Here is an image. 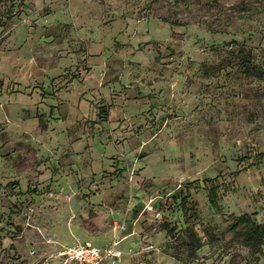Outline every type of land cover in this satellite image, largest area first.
Masks as SVG:
<instances>
[{"label": "rangeland", "instance_id": "obj_1", "mask_svg": "<svg viewBox=\"0 0 264 264\" xmlns=\"http://www.w3.org/2000/svg\"><path fill=\"white\" fill-rule=\"evenodd\" d=\"M240 43L264 72V0H0V264L111 241L126 264L264 262L228 229L264 224Z\"/></svg>", "mask_w": 264, "mask_h": 264}, {"label": "trees", "instance_id": "obj_2", "mask_svg": "<svg viewBox=\"0 0 264 264\" xmlns=\"http://www.w3.org/2000/svg\"><path fill=\"white\" fill-rule=\"evenodd\" d=\"M236 44H238L237 41ZM240 44L238 45V49L235 53V59L238 68L246 74L260 77L263 72L262 67L256 63L255 57L250 52H245L243 49H241L244 48L245 45H243V43ZM16 91L23 93L25 89L17 88ZM255 155L261 159L264 157V151L257 152ZM216 179L217 177L205 178L203 181L213 182ZM214 186H211L208 190V199L212 206L217 204V193ZM228 229L234 232V235L248 248L252 254H261L262 244L264 241V224L257 223L247 214H241L233 217L232 221L228 225ZM188 236L190 238L188 241L190 247L189 252H194L200 247V240L195 235H190L188 233ZM260 264H264V262Z\"/></svg>", "mask_w": 264, "mask_h": 264}, {"label": "built area", "instance_id": "obj_3", "mask_svg": "<svg viewBox=\"0 0 264 264\" xmlns=\"http://www.w3.org/2000/svg\"><path fill=\"white\" fill-rule=\"evenodd\" d=\"M142 212L149 213L153 218H161V211L154 206L152 199H148ZM154 249V245L145 244L143 251ZM33 250L30 251L33 254ZM126 264L123 259V252L118 247L117 241L102 246L94 245L90 242H77L72 245L62 246L57 252L50 253L44 257L41 264Z\"/></svg>", "mask_w": 264, "mask_h": 264}, {"label": "crops", "instance_id": "obj_4", "mask_svg": "<svg viewBox=\"0 0 264 264\" xmlns=\"http://www.w3.org/2000/svg\"><path fill=\"white\" fill-rule=\"evenodd\" d=\"M112 242V241H111ZM75 243H77V242H75ZM72 244H74V243H72ZM72 244H70V245H72ZM109 244V243H108ZM105 245V244H104ZM63 246H65V245H63Z\"/></svg>", "mask_w": 264, "mask_h": 264}]
</instances>
